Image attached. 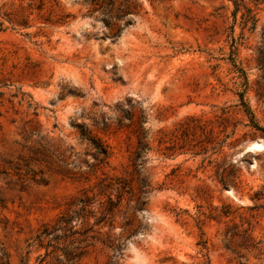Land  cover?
Masks as SVG:
<instances>
[{"label":"rangeland","instance_id":"obj_1","mask_svg":"<svg viewBox=\"0 0 264 264\" xmlns=\"http://www.w3.org/2000/svg\"><path fill=\"white\" fill-rule=\"evenodd\" d=\"M262 139L264 0H0V264H264Z\"/></svg>","mask_w":264,"mask_h":264},{"label":"trees","instance_id":"obj_2","mask_svg":"<svg viewBox=\"0 0 264 264\" xmlns=\"http://www.w3.org/2000/svg\"><path fill=\"white\" fill-rule=\"evenodd\" d=\"M233 1L236 4V6H239V2L244 1V0H233ZM103 6H104V1L101 2V7ZM126 15L127 14H124L121 17H117V19L125 18ZM243 105L247 107L245 102H243ZM247 112L251 113L249 112V110H247ZM190 122L193 123L191 125L193 130L196 128L204 129L203 124H201L200 120L191 119ZM191 127L189 126V123L182 124L181 129L180 130L178 129V131L173 132L172 136L176 138L178 136L179 131L185 132L189 130ZM145 139H146V136L143 133L141 140H139V143H138V151L136 153L135 164L138 163L141 153L146 149L147 145L144 142ZM102 151L107 158V150L102 149ZM146 187H148V184L143 181L142 188L146 189ZM81 202L85 204L86 201L81 200ZM109 204H110L109 211H114L115 207L119 205V203L115 204L112 201V198H109ZM82 211L85 212L86 209L84 208ZM104 217H106V215H104ZM103 218L101 219V221H103ZM70 220L71 219L69 218L67 214H62L59 217L58 222L56 224L54 225H51L50 223L44 224L42 228L40 229L39 234L37 235L38 243L42 247L44 241L48 237L50 238L51 234L60 232V235H53L47 242V246H46L47 250L52 249L50 253H48V255L54 256V264H80L81 260L87 253V249L89 247V240L93 239V237L91 236H84L86 232L81 234L78 231H74L73 228H69L68 226H69ZM77 234L81 235L82 238H75V235ZM1 258L2 260L6 259L7 264H10V256L8 254L4 253L3 257Z\"/></svg>","mask_w":264,"mask_h":264},{"label":"bare ground","instance_id":"obj_3","mask_svg":"<svg viewBox=\"0 0 264 264\" xmlns=\"http://www.w3.org/2000/svg\"><path fill=\"white\" fill-rule=\"evenodd\" d=\"M248 150L262 151L264 150V139L253 142Z\"/></svg>","mask_w":264,"mask_h":264},{"label":"water","instance_id":"obj_4","mask_svg":"<svg viewBox=\"0 0 264 264\" xmlns=\"http://www.w3.org/2000/svg\"><path fill=\"white\" fill-rule=\"evenodd\" d=\"M249 151H251V150H249Z\"/></svg>","mask_w":264,"mask_h":264}]
</instances>
